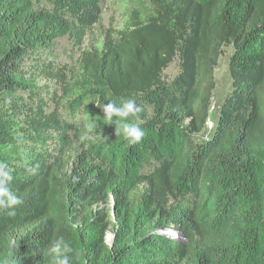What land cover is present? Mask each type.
<instances>
[{
	"label": "trees",
	"instance_id": "1",
	"mask_svg": "<svg viewBox=\"0 0 264 264\" xmlns=\"http://www.w3.org/2000/svg\"><path fill=\"white\" fill-rule=\"evenodd\" d=\"M103 1L0 0V161L24 201L0 213V264H56L60 237L70 264H264V0H149L75 71L42 64L62 92L49 109L27 62L80 49ZM224 47L231 89L197 142ZM125 98L143 108L137 144L99 108Z\"/></svg>",
	"mask_w": 264,
	"mask_h": 264
},
{
	"label": "rangeland",
	"instance_id": "2",
	"mask_svg": "<svg viewBox=\"0 0 264 264\" xmlns=\"http://www.w3.org/2000/svg\"><path fill=\"white\" fill-rule=\"evenodd\" d=\"M137 11L142 21H146L151 13L149 0H104L102 4V17L100 23L88 34L83 46L75 48L68 38L57 40L53 47L41 55L33 56L27 62V70L34 75L33 83L35 89L39 90V96L48 104L49 109L55 106V100L61 95V89L57 82L45 78L41 73L42 64L53 67L54 70L61 69L67 72L78 68L79 57L82 50L90 49L93 46L101 47L104 32L109 29L120 30L124 26L127 14L130 11ZM232 49L224 47L223 54L218 60V66L213 72L214 90L212 92V104L210 107V119L206 123V130L203 134L194 137V140L201 142L205 140L214 127L217 118L218 108L225 95L231 89V81L228 76V59ZM179 60L176 57L163 72L165 80H172L178 73ZM31 76V75H30ZM11 150V148L9 149ZM111 234H107L105 241L110 244ZM180 239V238H179Z\"/></svg>",
	"mask_w": 264,
	"mask_h": 264
},
{
	"label": "clouds",
	"instance_id": "3",
	"mask_svg": "<svg viewBox=\"0 0 264 264\" xmlns=\"http://www.w3.org/2000/svg\"><path fill=\"white\" fill-rule=\"evenodd\" d=\"M99 108L102 109L103 118L109 124L116 126V134L120 133L129 144H137L142 140L145 135L144 129L139 123L129 122L130 118L132 121L138 120L139 114L143 111L135 99L125 98L119 104L109 101L106 105L101 103ZM95 130V123L90 122L87 125V133L93 134ZM88 134L82 139H89ZM30 171L34 174L36 168L30 169ZM12 181L13 175L8 165L0 161V213L6 212L9 216H14L16 209L24 203L10 187ZM166 234L172 235L170 232ZM49 251L54 256L56 264H70V257L67 255L70 252V247L62 237L52 242Z\"/></svg>",
	"mask_w": 264,
	"mask_h": 264
},
{
	"label": "water",
	"instance_id": "4",
	"mask_svg": "<svg viewBox=\"0 0 264 264\" xmlns=\"http://www.w3.org/2000/svg\"><path fill=\"white\" fill-rule=\"evenodd\" d=\"M113 239H114V236L111 234V236H110V246L112 245V242H113Z\"/></svg>",
	"mask_w": 264,
	"mask_h": 264
}]
</instances>
